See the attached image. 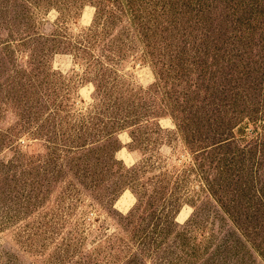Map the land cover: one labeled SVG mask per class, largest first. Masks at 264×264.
<instances>
[{"label": "rangeland", "instance_id": "obj_1", "mask_svg": "<svg viewBox=\"0 0 264 264\" xmlns=\"http://www.w3.org/2000/svg\"><path fill=\"white\" fill-rule=\"evenodd\" d=\"M155 1V18L166 13L173 23L177 6L165 4L169 0ZM226 1L212 17L225 20L221 29L214 27L231 34L238 19L252 16L251 6L236 4L252 0ZM120 3L123 0H117L120 8L105 32V46L94 53L110 55L113 47L123 49L112 62L118 84L115 97L140 104L144 109L134 111L143 122L147 115L158 118L119 132L122 147L117 158L129 169L138 168L127 172L126 188L115 201L117 176L109 136L115 97L96 100L99 78L84 73L85 63L74 59L62 37L88 29L96 5L78 4L63 17L49 0H0V264H155L137 246H127L132 245L128 225L150 230L174 225L176 203L182 204L176 222L183 227L193 224L198 209L203 216L194 224L200 222L203 230L232 228L205 187L209 167L196 150L208 143L186 142L173 110L163 103L165 89L155 87L158 71L145 56V38L165 24L159 29L157 20L144 11L136 20L122 13ZM85 12L91 15L86 22ZM110 88L106 86V93H112ZM154 122L163 129L156 132ZM256 127L250 124L249 140ZM100 155L103 158L97 159ZM161 183L169 186L167 201L151 208V195ZM138 194L146 195L141 204ZM121 199L131 203L128 209ZM183 213L186 218L180 220ZM173 250L175 263L179 257L186 259L180 248Z\"/></svg>", "mask_w": 264, "mask_h": 264}, {"label": "trees", "instance_id": "obj_2", "mask_svg": "<svg viewBox=\"0 0 264 264\" xmlns=\"http://www.w3.org/2000/svg\"><path fill=\"white\" fill-rule=\"evenodd\" d=\"M49 1L61 10L63 17L70 15L72 9H78V4L93 2L96 5L93 23L88 29L70 38L62 37L74 59L85 63L84 73L99 78L96 100L103 103L107 98L113 99L118 84L112 62L124 51L113 47L110 55L94 52L96 47L105 46L109 37L105 32L120 8L116 6L117 0ZM167 3L169 7L178 8V17L173 23H169L166 13L155 18L158 5L155 0H123L124 5L120 4L124 8L122 13L131 14L136 20H141L139 14L144 11L147 17L157 20L159 29L165 24L162 30H150L151 37L145 38L149 48L145 56L158 71L155 87L165 89L163 103L173 110L171 114L186 142L208 143L196 150L209 167L205 187L232 222V228L203 230L200 222L194 224L203 216L198 209L191 221L193 226L183 227L176 222L182 204L176 203L173 205L177 210L173 213L174 225L157 226L152 230L144 225H128L132 245L127 246H137V250L147 260H155V264H256L257 257L264 263V0L236 4L251 6L252 16L238 19L231 34L214 27L221 29L225 20L212 17L221 9V4L228 3L226 0H169ZM138 4L141 8H137ZM57 27L64 30L63 24ZM140 28L144 31L145 26ZM174 32L177 35H173ZM163 33L171 34L163 36ZM107 85L111 87V94L106 93ZM122 98L115 97L111 102L116 113L109 134L110 159L117 176L115 201L126 188L130 178L127 172L138 168L129 169L117 158L122 147L119 132L158 118L147 115L145 122L141 121L143 116L134 109L144 108L135 100L126 102V98ZM98 107L93 105V110ZM252 122L257 127L253 139L249 140L248 129ZM154 125L156 132L163 129L159 123L154 122ZM102 155L96 158L102 159ZM168 188L163 183L154 188L151 208L167 201ZM145 196L138 194L140 204ZM173 248L187 253L186 259L179 257L175 263Z\"/></svg>", "mask_w": 264, "mask_h": 264}, {"label": "bare ground", "instance_id": "obj_3", "mask_svg": "<svg viewBox=\"0 0 264 264\" xmlns=\"http://www.w3.org/2000/svg\"><path fill=\"white\" fill-rule=\"evenodd\" d=\"M90 16H91V15H90L89 12H85L84 17H83V20H84L85 22L88 21V20L91 18ZM121 201L123 202L124 207H125L126 209H128V208L130 207V205H131L130 202L128 203V201H125V199H121ZM121 201H120V202H121ZM185 218H186V214L183 213V214L181 215L180 220H185Z\"/></svg>", "mask_w": 264, "mask_h": 264}]
</instances>
